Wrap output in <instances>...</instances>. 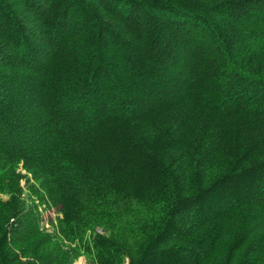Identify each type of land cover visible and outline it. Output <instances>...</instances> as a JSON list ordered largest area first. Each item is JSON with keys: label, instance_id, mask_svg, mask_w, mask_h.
<instances>
[{"label": "trees", "instance_id": "16d2710c", "mask_svg": "<svg viewBox=\"0 0 264 264\" xmlns=\"http://www.w3.org/2000/svg\"><path fill=\"white\" fill-rule=\"evenodd\" d=\"M81 257L264 264V0H0V264Z\"/></svg>", "mask_w": 264, "mask_h": 264}, {"label": "rangeland", "instance_id": "374dc122", "mask_svg": "<svg viewBox=\"0 0 264 264\" xmlns=\"http://www.w3.org/2000/svg\"><path fill=\"white\" fill-rule=\"evenodd\" d=\"M19 174L20 178V186L23 192L22 199L25 200L26 204H30L31 202H35L38 204L37 196H34L33 191L31 190V186L38 184L37 181L33 180L32 175L26 169L20 165L16 170ZM29 181V182H28ZM11 194L6 192L5 195L2 196L3 203L6 204L9 201ZM40 216H41V225L46 227L48 230L53 231V229L58 224L59 213L55 209H46L44 206H40ZM54 227V228H53ZM12 252L14 254L18 253L17 248L12 247ZM29 259H22L20 260L21 264H26ZM71 264H89L85 257H81L78 260H74Z\"/></svg>", "mask_w": 264, "mask_h": 264}]
</instances>
